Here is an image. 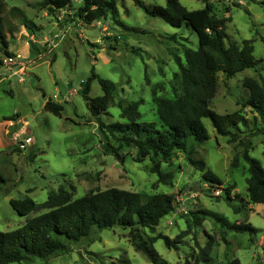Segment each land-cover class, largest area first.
I'll use <instances>...</instances> for the list:
<instances>
[{"label":"rangeland","instance_id":"374dc122","mask_svg":"<svg viewBox=\"0 0 264 264\" xmlns=\"http://www.w3.org/2000/svg\"><path fill=\"white\" fill-rule=\"evenodd\" d=\"M111 1L114 14L86 24L77 14L80 0L54 11L42 9L39 0H0V21L7 41L6 46L0 41V232L15 230L43 212L21 216L9 205L10 199L28 197L42 203L59 186L68 189L73 199L108 188L144 195L167 193L174 196L173 211L153 230L139 229L144 240L158 234L173 239L189 232L178 250L166 248L162 239L153 243L165 264L191 260L195 242L204 246L208 236L215 240L210 261L197 264H226L233 258L241 264H264V206L248 201L242 146L218 136L209 119H202L209 139L201 144L189 141L188 146L193 144V156L220 179L222 185L216 188L203 180L202 172L188 164L181 151H174L169 162L160 164L163 172L172 173L171 185L156 183L149 159L134 162V148L126 150L123 163L104 153L105 140L81 95L92 70L116 88L113 104L101 116L104 123H125L118 103L141 100L140 122L159 128L151 89L160 97L172 98V88L178 85L174 57L183 58V46L198 47L196 34L185 25L175 28L148 16L134 0ZM140 1L147 6L165 5V0ZM178 1L187 10L203 7L200 0ZM215 7L218 16L230 17L226 23L230 40L237 44L252 40L253 56L260 63L231 78L219 73L210 106L219 114L240 111L245 116L248 125L239 126L238 137L249 141V155L264 167V123L246 105L248 91L242 84L244 79L254 78L264 85V0H230ZM101 95L98 81L92 80L89 96ZM48 100L63 107L59 116L44 109ZM14 114L18 117L5 120ZM24 137H30L31 143L21 149ZM235 154L238 165L233 168ZM226 188L230 189L231 204L240 207L239 213L225 201ZM202 209L231 223H250L256 229L254 240L247 234L229 232L224 243L220 240L222 229L213 220L194 226L190 214ZM129 233L128 228L116 225L93 227L77 241L58 236L65 243L64 250L46 259L33 257L11 264H152L134 248Z\"/></svg>","mask_w":264,"mask_h":264},{"label":"trees","instance_id":"16d2710c","mask_svg":"<svg viewBox=\"0 0 264 264\" xmlns=\"http://www.w3.org/2000/svg\"><path fill=\"white\" fill-rule=\"evenodd\" d=\"M80 1L82 5L77 14L86 24L105 17L107 13L116 12L111 0ZM200 1L202 8L187 10L178 0H165L164 6H147L140 0H134L148 16L160 18L175 28L182 25L190 28L198 41L197 49L183 46V58L174 57L178 69L174 77L178 85L172 88L173 97H160L155 88L151 89L159 128L154 123L140 122L141 100L118 103L119 116L125 123H104L101 116L106 114L108 107L113 104L116 88L114 83L98 77L93 70L84 83L81 95L105 140L104 153L123 163L127 156L126 150L134 148V162L142 163L149 159V171L157 176V184H172V173L163 172L160 164L161 161L169 162L174 151H181L185 154L188 164L202 172V178L207 184L213 188L222 185L214 173L205 169L204 161L193 156V144L188 146L189 141L201 144L209 139L202 122V119H209L218 136L228 137L230 143L242 146L241 158L247 163L245 183L248 201L264 206V167L249 155V141H242L237 134L239 126L248 125L247 119L240 111L219 114L210 106L217 92L219 73L231 78L245 69L254 68L260 60L253 56L252 40H243L237 44L231 41L226 33V23L230 21V17L218 16L215 6L230 0ZM71 3L72 0H39V6L49 11L64 9ZM0 41L4 46L7 45L1 21ZM92 80H97L101 87L102 95L99 97L89 96ZM242 84L248 91L246 105L264 123V85L254 78H246ZM43 107L56 116H59L63 109L60 104L50 100L46 101ZM17 117L18 115L14 114L5 120ZM157 158L159 160H156ZM237 165L238 155L235 154L231 167L236 168ZM225 201L231 204L229 188L225 189ZM174 202V196L171 194L144 195L118 188L91 190L73 199L72 193L63 186H59L56 191H50L42 203H35L28 197L21 200L10 199L9 205L21 216H27L31 212H43L28 218L15 230L0 232V264L26 262L33 257L49 258L65 249V243L58 236L77 241L87 236L93 227L112 228L116 225L130 230L129 236L134 248L142 252L152 264H165L154 249L153 243L162 239L166 248L178 250L182 238L188 236L189 232L183 231L173 239L158 234L144 240L139 234V229L153 230L161 218L173 211ZM230 206L235 214L240 212V207L232 204ZM190 215L194 226H200L205 220H213L219 224L222 229L220 240L224 243H227L225 236L229 232L247 234L250 241L254 240L256 229L248 222L231 223L217 213L205 209L196 210ZM214 242L212 236L207 237L204 246L195 242L192 259H185L183 263L176 264L209 262ZM226 264L241 263L239 259L233 258Z\"/></svg>","mask_w":264,"mask_h":264},{"label":"built area","instance_id":"2783aa9c","mask_svg":"<svg viewBox=\"0 0 264 264\" xmlns=\"http://www.w3.org/2000/svg\"><path fill=\"white\" fill-rule=\"evenodd\" d=\"M31 143L30 137H24L20 142V148L25 149ZM216 194H219V191H215Z\"/></svg>","mask_w":264,"mask_h":264}]
</instances>
